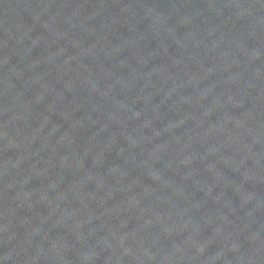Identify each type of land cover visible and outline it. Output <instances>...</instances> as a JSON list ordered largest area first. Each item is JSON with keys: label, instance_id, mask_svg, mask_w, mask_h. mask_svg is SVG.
<instances>
[{"label": "water", "instance_id": "1", "mask_svg": "<svg viewBox=\"0 0 264 264\" xmlns=\"http://www.w3.org/2000/svg\"><path fill=\"white\" fill-rule=\"evenodd\" d=\"M0 264H264V0H0Z\"/></svg>", "mask_w": 264, "mask_h": 264}]
</instances>
